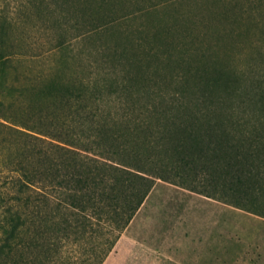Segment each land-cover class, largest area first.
<instances>
[{"label":"trees","instance_id":"trees-1","mask_svg":"<svg viewBox=\"0 0 264 264\" xmlns=\"http://www.w3.org/2000/svg\"><path fill=\"white\" fill-rule=\"evenodd\" d=\"M6 1L0 124L11 138L0 264H131L135 245L121 234L157 179L264 217V0H200L198 31L147 17L133 24L112 10L87 29L118 36L89 50L85 75L60 67L23 85L6 81L14 22ZM26 1L67 22L116 3ZM198 34L211 42L197 43Z\"/></svg>","mask_w":264,"mask_h":264},{"label":"rangeland","instance_id":"rangeland-1","mask_svg":"<svg viewBox=\"0 0 264 264\" xmlns=\"http://www.w3.org/2000/svg\"><path fill=\"white\" fill-rule=\"evenodd\" d=\"M167 1L171 4L167 5ZM6 4L10 15H14L10 29L13 51L6 81L15 85L32 83L35 76L42 74L54 75L60 67L67 76L72 71L85 75L93 59L89 50L100 41H112L118 36L116 32H109L105 36L90 37L87 29L90 23L99 22L112 10L114 16L130 14L136 23L147 17L151 26L174 23L183 31L193 26L194 31L203 29L200 0H116L98 11L69 13L68 22L58 13L38 14L40 3L35 1L8 0ZM72 24L78 26L73 28ZM197 38V43L211 42L208 36L198 34ZM61 40L66 47L51 50ZM65 51L74 55L64 62ZM242 57L235 60L239 62ZM230 58L234 63V56ZM10 98L17 105L24 101L17 92ZM10 138L9 131L0 124V187L8 176L4 162ZM261 218L264 217L157 179L121 236L135 245L131 264H264Z\"/></svg>","mask_w":264,"mask_h":264},{"label":"crops","instance_id":"crops-1","mask_svg":"<svg viewBox=\"0 0 264 264\" xmlns=\"http://www.w3.org/2000/svg\"><path fill=\"white\" fill-rule=\"evenodd\" d=\"M259 221L263 223V222H264V218L259 219ZM259 221H258V222H259ZM259 235H260V234H252V236H259Z\"/></svg>","mask_w":264,"mask_h":264}]
</instances>
